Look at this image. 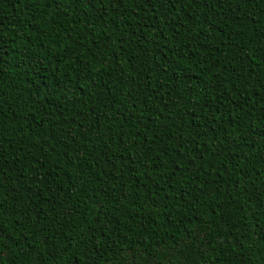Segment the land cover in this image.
Masks as SVG:
<instances>
[{
    "label": "trees",
    "instance_id": "16d2710c",
    "mask_svg": "<svg viewBox=\"0 0 264 264\" xmlns=\"http://www.w3.org/2000/svg\"><path fill=\"white\" fill-rule=\"evenodd\" d=\"M0 264H264V0H0Z\"/></svg>",
    "mask_w": 264,
    "mask_h": 264
}]
</instances>
